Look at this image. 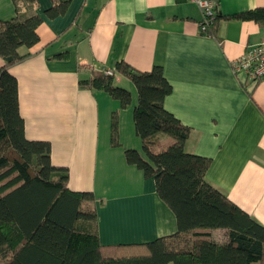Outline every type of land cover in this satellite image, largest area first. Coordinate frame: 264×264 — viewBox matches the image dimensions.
<instances>
[{
    "label": "crops",
    "instance_id": "crops-1",
    "mask_svg": "<svg viewBox=\"0 0 264 264\" xmlns=\"http://www.w3.org/2000/svg\"><path fill=\"white\" fill-rule=\"evenodd\" d=\"M62 1L65 10L51 17L52 0H35L38 42L20 47L29 55L8 71L17 80L25 137L50 144L51 163L68 171V189L94 195L100 243H144L177 229L154 178L125 160L124 150L142 152V143L132 119L136 88L119 62L137 71L162 66L172 86L163 106L190 128L184 149L209 157L206 181L264 226V79L243 82L231 68L261 40L263 27L226 17L264 0H216L210 33L200 32L202 12L190 0ZM18 7L27 13L25 2ZM14 15L12 0H0V19ZM103 68L114 69L113 84L130 91L126 107L103 90L80 86ZM113 112L118 146L110 141Z\"/></svg>",
    "mask_w": 264,
    "mask_h": 264
},
{
    "label": "trees",
    "instance_id": "trees-1",
    "mask_svg": "<svg viewBox=\"0 0 264 264\" xmlns=\"http://www.w3.org/2000/svg\"><path fill=\"white\" fill-rule=\"evenodd\" d=\"M19 1L27 4V13H21ZM12 2L15 15L0 19V264H264V226L206 181L209 157L184 149L190 128L163 106L172 86L159 64L149 71L116 65L136 88L132 119L142 143V152L127 148L124 157L144 177L154 178L177 229L144 243H100L94 195L68 189V171L51 163L50 144L24 135L17 80L8 68L29 55L19 48L38 42L42 19L33 11L35 0ZM52 2L47 10L51 17L68 4ZM226 17L264 27V6ZM79 84L105 91L122 108L130 103V91L114 85L113 77L102 71ZM110 141L120 144L117 112L111 116ZM215 229L224 231L222 239L213 237Z\"/></svg>",
    "mask_w": 264,
    "mask_h": 264
},
{
    "label": "built area",
    "instance_id": "built-area-1",
    "mask_svg": "<svg viewBox=\"0 0 264 264\" xmlns=\"http://www.w3.org/2000/svg\"><path fill=\"white\" fill-rule=\"evenodd\" d=\"M194 2L202 12V19L198 22L201 33L216 20L218 14L216 0H190ZM233 73L243 82L257 83L264 79V27L261 40L253 45H248L244 52L232 60ZM104 74L114 76V69L103 68Z\"/></svg>",
    "mask_w": 264,
    "mask_h": 264
},
{
    "label": "rangeland",
    "instance_id": "rangeland-1",
    "mask_svg": "<svg viewBox=\"0 0 264 264\" xmlns=\"http://www.w3.org/2000/svg\"><path fill=\"white\" fill-rule=\"evenodd\" d=\"M215 236L217 239H222V237L224 236V232H222V230H219L218 232H216Z\"/></svg>",
    "mask_w": 264,
    "mask_h": 264
}]
</instances>
